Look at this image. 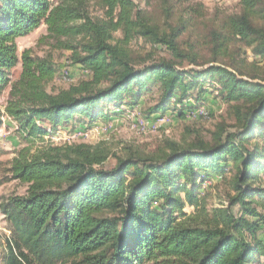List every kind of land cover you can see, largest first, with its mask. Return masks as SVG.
<instances>
[{"label": "trees", "instance_id": "1", "mask_svg": "<svg viewBox=\"0 0 264 264\" xmlns=\"http://www.w3.org/2000/svg\"><path fill=\"white\" fill-rule=\"evenodd\" d=\"M240 3L237 14H209L196 0H0V95L23 143L86 131L154 95L149 117L184 116L214 97L232 121L150 153L81 141L20 149L5 181L26 189L0 202V264H264V0ZM41 25L87 78L47 90L61 65L18 53ZM216 181L230 191L210 206Z\"/></svg>", "mask_w": 264, "mask_h": 264}, {"label": "rangeland", "instance_id": "2", "mask_svg": "<svg viewBox=\"0 0 264 264\" xmlns=\"http://www.w3.org/2000/svg\"><path fill=\"white\" fill-rule=\"evenodd\" d=\"M138 3V0H134ZM201 2L206 8L209 14H213L216 11L223 14H237L241 9V0H196ZM91 11L93 15H102L101 9L92 4ZM46 35L45 25H41L37 30H35L30 35L21 38L18 41V53L20 54L23 50L29 49L34 56H46L51 55V60L58 65H61L62 70L67 69V73H64L65 78L61 77L62 70L57 74L54 79L47 84L46 88L48 91H53L58 88H67L71 84L77 82L79 79H85L88 76L82 71L78 66H73L68 64L69 52L65 50L52 49L48 45V40L44 39L43 36ZM139 45L135 46L138 48ZM146 50H151L150 46L147 45ZM248 55V62H252L254 57L249 50H246ZM155 56L163 57L167 54L156 49L154 52ZM205 56V53H204ZM185 68H190L188 64L184 65ZM20 72V65L15 70V77L18 76ZM63 74V73H62ZM8 92L4 91L0 95V113L2 115L3 125L0 128V202L11 194H23L25 192L26 186L15 180L5 181V169L9 166L10 160L16 156L17 151L22 148L30 147V152L32 154L37 153L39 150H43L49 144L51 145H65L73 142H85L88 144H98L105 143L107 148L111 150L113 154L123 155V148L125 146L137 148L143 152H154L157 146L162 145L165 140H172L175 142H182L184 137H188L187 130L197 131L203 138L209 139L210 132L215 129L217 123L222 121L232 122L230 115L228 113V107L220 99H210L206 102V108L208 114L201 118H194L191 116H177V111H173L176 115L173 116L171 124L168 126V132L165 133L164 130L157 132H146L138 133L134 128V121L126 120L120 118L119 122H113L112 119L108 121L99 120L95 122L86 132V136L82 138L71 139L70 129L60 128L57 133L49 139L45 137L44 141H36L34 145L29 146L27 143H23L16 133L15 127L16 123L11 118L7 117L5 114V106L7 100ZM215 96V95H214ZM154 96L145 97L143 104H141V117L143 121H149L152 116L146 114V109L153 104ZM111 125L108 130H105V126ZM116 161L114 156H110L106 163L103 165L104 168H112ZM229 180L230 175L226 176ZM230 191V186L228 181L225 182H212V184L205 190L207 197V202L210 206H219L222 204L223 200H226V194ZM187 213L192 212V208L185 207ZM232 212H237V207L234 206L231 209ZM9 234L8 224L5 221L3 215L0 213V239ZM264 237V232L261 233ZM3 248L0 247V254ZM264 260V257H261Z\"/></svg>", "mask_w": 264, "mask_h": 264}, {"label": "built area", "instance_id": "3", "mask_svg": "<svg viewBox=\"0 0 264 264\" xmlns=\"http://www.w3.org/2000/svg\"><path fill=\"white\" fill-rule=\"evenodd\" d=\"M62 73L60 75L63 79L68 78L64 76V73L68 74L67 69L64 68L62 70ZM173 102L175 104V108L177 109L181 108V104H178L175 100H173ZM189 102H192V99H189ZM206 114H208L206 105H202V106L197 107L193 111L186 112L185 116H191V117L198 119V118L205 116ZM141 115H142L141 106H136L131 109H125V112L121 118L134 121V128L136 129L138 133H141V134L146 133V132H157L161 130H164L165 133H167L168 132L167 128L171 124L172 118L175 115V113L174 114L167 113L163 115L157 114L153 116L151 120L149 121L147 120L145 122L143 121ZM110 127L111 125H108V126H105L104 128L105 130H108ZM87 131L88 130L72 132L70 137L71 139L82 138L83 136H86Z\"/></svg>", "mask_w": 264, "mask_h": 264}, {"label": "crops", "instance_id": "4", "mask_svg": "<svg viewBox=\"0 0 264 264\" xmlns=\"http://www.w3.org/2000/svg\"><path fill=\"white\" fill-rule=\"evenodd\" d=\"M120 118L121 117L114 116V117H112V121L113 122H119L121 120Z\"/></svg>", "mask_w": 264, "mask_h": 264}]
</instances>
